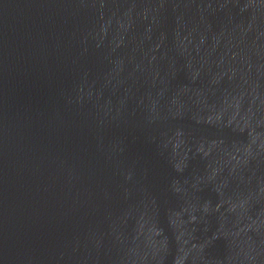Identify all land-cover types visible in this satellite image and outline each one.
Listing matches in <instances>:
<instances>
[{"label": "water", "instance_id": "obj_1", "mask_svg": "<svg viewBox=\"0 0 264 264\" xmlns=\"http://www.w3.org/2000/svg\"><path fill=\"white\" fill-rule=\"evenodd\" d=\"M0 264H264V0H0Z\"/></svg>", "mask_w": 264, "mask_h": 264}]
</instances>
